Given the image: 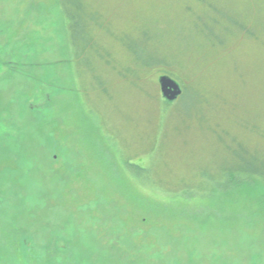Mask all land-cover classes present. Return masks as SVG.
<instances>
[{"label": "rangeland", "instance_id": "obj_1", "mask_svg": "<svg viewBox=\"0 0 264 264\" xmlns=\"http://www.w3.org/2000/svg\"><path fill=\"white\" fill-rule=\"evenodd\" d=\"M242 143L264 0H0V264H264V181L211 182Z\"/></svg>", "mask_w": 264, "mask_h": 264}, {"label": "trees", "instance_id": "obj_2", "mask_svg": "<svg viewBox=\"0 0 264 264\" xmlns=\"http://www.w3.org/2000/svg\"><path fill=\"white\" fill-rule=\"evenodd\" d=\"M79 2H78V8L81 7V4ZM74 8H75V6H74ZM183 94H184V89H183V92L181 95H183ZM164 101L166 103H173L174 102V101H169V100H165V99H164ZM241 145L242 146H240V148L243 150L244 154L242 157H240V158L238 157V159L236 158L237 161H235V162H236V165L239 164L238 168H235L236 165L228 168L225 172L222 173V175H221L222 179L221 180L216 179V178L211 179V182L213 185V190L219 191V190H222L224 188H227L229 186V184L234 180H235V182L251 180V179H260V180L264 181V169L262 168V166L258 162L259 158H257L258 157L257 155H259V154L256 153V151H254L253 149H248L247 145H245L243 143ZM128 165L130 166V163H128ZM134 165L136 166L134 168L135 171L143 173V177H141V179L148 183V181L146 179L150 177V174H148V171H150L149 167L146 165L141 166L139 164H134Z\"/></svg>", "mask_w": 264, "mask_h": 264}, {"label": "water", "instance_id": "obj_3", "mask_svg": "<svg viewBox=\"0 0 264 264\" xmlns=\"http://www.w3.org/2000/svg\"><path fill=\"white\" fill-rule=\"evenodd\" d=\"M158 81L161 93L166 100L174 101L183 92L181 84L169 75H161Z\"/></svg>", "mask_w": 264, "mask_h": 264}]
</instances>
